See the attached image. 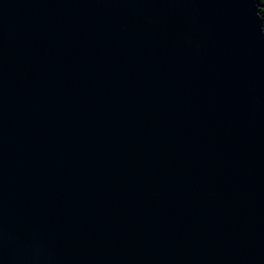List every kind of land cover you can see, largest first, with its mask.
Segmentation results:
<instances>
[{
    "label": "water",
    "instance_id": "95a60500",
    "mask_svg": "<svg viewBox=\"0 0 264 264\" xmlns=\"http://www.w3.org/2000/svg\"><path fill=\"white\" fill-rule=\"evenodd\" d=\"M0 264H264L259 0H0Z\"/></svg>",
    "mask_w": 264,
    "mask_h": 264
},
{
    "label": "trees",
    "instance_id": "16d2710c",
    "mask_svg": "<svg viewBox=\"0 0 264 264\" xmlns=\"http://www.w3.org/2000/svg\"><path fill=\"white\" fill-rule=\"evenodd\" d=\"M259 4L261 5V12L262 15L264 16V0H259Z\"/></svg>",
    "mask_w": 264,
    "mask_h": 264
}]
</instances>
